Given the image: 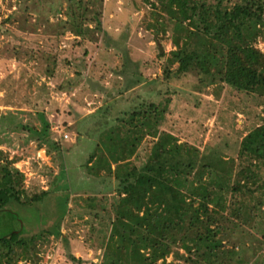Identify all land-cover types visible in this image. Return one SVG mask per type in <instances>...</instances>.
Returning <instances> with one entry per match:
<instances>
[{
  "label": "trees",
  "instance_id": "1",
  "mask_svg": "<svg viewBox=\"0 0 264 264\" xmlns=\"http://www.w3.org/2000/svg\"><path fill=\"white\" fill-rule=\"evenodd\" d=\"M92 1L69 0L65 10V29L82 44L96 43L93 35L103 29ZM147 1L156 9L149 27L169 31L175 47L165 59L166 79L191 74L199 89L224 83L264 95V52L257 45L264 39V0ZM157 44L162 48L158 39ZM159 56L166 54L160 50ZM125 88L135 89L131 84ZM168 101L102 108L101 121L88 120V132H96L98 139L86 160L87 172L117 182L108 196L79 198L89 215V239L103 249L100 264H264V118L241 137L237 155L231 156L218 145L180 142L172 131L193 127L215 108H167ZM76 111L75 116H84ZM40 117V129L21 126L46 153L61 158L62 142L46 114ZM15 162L0 149V214L19 225L11 212L41 204L51 190L22 200L24 172ZM65 194L57 219L71 201ZM4 222L0 220V264H39L41 239L61 235L58 227L25 236L24 227L8 228Z\"/></svg>",
  "mask_w": 264,
  "mask_h": 264
},
{
  "label": "rangeland",
  "instance_id": "2",
  "mask_svg": "<svg viewBox=\"0 0 264 264\" xmlns=\"http://www.w3.org/2000/svg\"><path fill=\"white\" fill-rule=\"evenodd\" d=\"M92 2L91 9L101 12L103 29L93 35L96 43L86 40L82 44L64 26L69 0H0V149L15 158L24 172L22 200L51 190L41 204L16 213L25 236L58 227L61 232L58 237L41 239L39 264H100L102 260L103 249L89 239V215L79 199L108 196L117 188L114 178L88 174L85 164L98 139L96 132H88V120L92 124L101 121L102 108H135L141 101L163 105L167 100V108H215L211 115L203 114L201 122L195 120L193 127L172 131L180 142L188 140L201 148L218 145L231 156L237 155L241 137L264 118V95L224 83L199 89L191 74L180 79L164 77L165 59L175 47L169 31L155 32L149 27L156 9L147 0ZM257 45L264 52V39ZM127 84L135 89L127 91ZM75 108H81L84 116H75ZM41 113L62 142L61 158L55 152L46 153L21 126L40 129ZM64 133L69 134L67 139ZM65 193L71 201L67 213L57 219ZM2 219L8 228L15 224L18 229L16 220L8 223V216L0 214ZM70 254L83 262L72 260Z\"/></svg>",
  "mask_w": 264,
  "mask_h": 264
},
{
  "label": "water",
  "instance_id": "3",
  "mask_svg": "<svg viewBox=\"0 0 264 264\" xmlns=\"http://www.w3.org/2000/svg\"><path fill=\"white\" fill-rule=\"evenodd\" d=\"M9 212H11V211H9ZM11 213L16 217V219L20 225V229H22L23 223H22V220L19 218L18 214L14 213V212H11Z\"/></svg>",
  "mask_w": 264,
  "mask_h": 264
},
{
  "label": "built area",
  "instance_id": "4",
  "mask_svg": "<svg viewBox=\"0 0 264 264\" xmlns=\"http://www.w3.org/2000/svg\"><path fill=\"white\" fill-rule=\"evenodd\" d=\"M63 136H64L65 139H67V138L69 137V134H68V133H64ZM45 261L47 262L48 260H45ZM41 263H42V262H41ZM29 264H30V263H29ZM47 264H48V263H47Z\"/></svg>",
  "mask_w": 264,
  "mask_h": 264
},
{
  "label": "crops",
  "instance_id": "5",
  "mask_svg": "<svg viewBox=\"0 0 264 264\" xmlns=\"http://www.w3.org/2000/svg\"><path fill=\"white\" fill-rule=\"evenodd\" d=\"M75 109L78 110V111L81 110V108H75ZM71 123H72V121H71ZM44 151H45V150H44ZM45 154H46V153H45Z\"/></svg>",
  "mask_w": 264,
  "mask_h": 264
}]
</instances>
